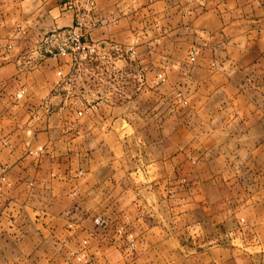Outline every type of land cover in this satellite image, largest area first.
I'll return each instance as SVG.
<instances>
[{
    "label": "rangeland",
    "instance_id": "1",
    "mask_svg": "<svg viewBox=\"0 0 264 264\" xmlns=\"http://www.w3.org/2000/svg\"><path fill=\"white\" fill-rule=\"evenodd\" d=\"M185 2L186 18L205 6V0ZM236 24L222 38L163 39L150 17L129 44L90 41L99 45L97 54L78 63L68 58L70 74L58 76L66 89L57 108L45 99L33 116L40 110L41 117L74 118L69 127L76 131L65 134L72 135L73 150L86 143L77 133L83 117L104 113L117 121H99L103 130L89 135V154L46 157L37 146L0 158V247L25 244L46 253L54 244L36 234L47 222L38 213H51L58 193L36 187L45 175L62 176L72 189L66 221L75 226L94 215L107 247L122 243L128 258L168 235L197 234L177 226L230 223L239 210L264 201V21ZM43 60L26 58L30 67ZM5 146L13 149L7 140ZM57 164L68 167L64 174L51 170ZM204 231L210 235L212 228ZM230 233L257 242L248 227Z\"/></svg>",
    "mask_w": 264,
    "mask_h": 264
},
{
    "label": "crops",
    "instance_id": "2",
    "mask_svg": "<svg viewBox=\"0 0 264 264\" xmlns=\"http://www.w3.org/2000/svg\"><path fill=\"white\" fill-rule=\"evenodd\" d=\"M186 4L185 0H0V158L19 157L27 148L37 146L44 148L46 157L69 155L79 150L89 154V135L103 130L98 127L99 121L113 124L117 121L104 113L94 118L83 117L77 133L86 143L73 150L74 139L68 142L72 135L65 134L76 131V127H69L74 118L61 112L41 117L40 110L37 118L33 116L32 111L45 99L50 101L52 110L57 108L66 84L60 82L56 72L60 70L69 75L71 71V67L65 65L68 58L48 57L35 66L27 65L26 54L47 32L76 25L91 42L110 40L129 44L133 35L142 34L150 17L162 26L163 39L183 33H190L194 38L215 33L222 38L229 30L239 28L236 24L239 20L243 22L253 17L256 22L264 21V0H205V6L189 18L182 15ZM23 87L24 98L18 106L12 105L15 93ZM5 140L12 142V150L5 146ZM66 168L57 164L51 170L62 175ZM39 180L36 187L58 190V193L53 192L56 196L52 212L38 213L41 219L46 218V226L36 227L38 236L53 239L54 244L46 253L25 244L0 247V264H264V201L239 210L230 218V223L177 226L180 231L195 228L197 234L168 235L163 240L153 241L146 253L128 258L122 243L107 247L103 225L102 228L96 225L94 215L81 217L75 226L66 221L64 210L69 198L65 196L72 189L62 176L48 178L45 175V179L39 177ZM205 225L212 228L210 235H206ZM247 227L256 234L257 242L252 236L233 239L230 232ZM8 233L23 237L25 232ZM81 250L84 256L78 259Z\"/></svg>",
    "mask_w": 264,
    "mask_h": 264
},
{
    "label": "built area",
    "instance_id": "3",
    "mask_svg": "<svg viewBox=\"0 0 264 264\" xmlns=\"http://www.w3.org/2000/svg\"><path fill=\"white\" fill-rule=\"evenodd\" d=\"M99 45L91 43L87 40L85 34L78 26H70L69 28L55 29L47 32L41 37L26 54L30 62L33 58L40 60L48 57L69 58L74 63H78L87 59L88 55L97 54ZM58 76H62L60 70L56 72ZM25 90H19L15 97L21 99ZM80 114V113H79ZM85 244V242H84ZM82 250L78 253V259L83 257Z\"/></svg>",
    "mask_w": 264,
    "mask_h": 264
}]
</instances>
